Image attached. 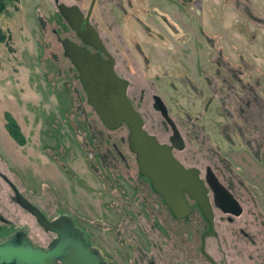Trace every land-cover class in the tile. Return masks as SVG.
<instances>
[{
  "label": "rangeland",
  "instance_id": "obj_1",
  "mask_svg": "<svg viewBox=\"0 0 264 264\" xmlns=\"http://www.w3.org/2000/svg\"><path fill=\"white\" fill-rule=\"evenodd\" d=\"M59 2L87 13L92 0ZM91 22L146 129L172 131L157 94L186 140L178 156L203 174L211 165L239 198L234 222L215 207L209 251L221 259L222 244L230 264H264V0H97ZM0 27V214L11 221L0 219V240L16 228L45 247L55 237L13 200L10 180L50 218L70 215L108 264H200L209 223L195 203L174 218L142 186L129 127L105 125L65 53L64 39L82 40L57 1L11 0Z\"/></svg>",
  "mask_w": 264,
  "mask_h": 264
},
{
  "label": "water",
  "instance_id": "obj_2",
  "mask_svg": "<svg viewBox=\"0 0 264 264\" xmlns=\"http://www.w3.org/2000/svg\"><path fill=\"white\" fill-rule=\"evenodd\" d=\"M56 1L58 9L79 36L87 44L105 51L110 57V60H105L100 53H93L71 39L63 40L66 54L79 69L89 102L95 107L105 125L110 129L118 128L124 123L129 126L130 147L138 154L143 174L152 179L154 188L163 195L176 216L186 217L193 210L184 194L186 192L197 201L214 226L213 205L207 193L208 189L199 175V169L184 166L174 156L171 146L159 143L145 128L142 114L129 97L128 80L115 71L114 58L90 21L97 0H92L86 16L78 4ZM156 107L168 119L173 131L178 133L179 129L163 102H159ZM175 139L180 137L176 136ZM207 179L216 194L217 206L240 215L243 208L239 201L210 169ZM11 185L15 190V200L32 212L47 231H53L58 236L45 249L34 245L25 231L18 230L8 238L0 240V264H107L101 250L91 246L82 229L75 225L69 215L49 220L13 182ZM220 193L226 196V201L218 198Z\"/></svg>",
  "mask_w": 264,
  "mask_h": 264
},
{
  "label": "flooded vegetation",
  "instance_id": "obj_3",
  "mask_svg": "<svg viewBox=\"0 0 264 264\" xmlns=\"http://www.w3.org/2000/svg\"><path fill=\"white\" fill-rule=\"evenodd\" d=\"M96 4V3H95ZM84 15L86 16L87 15V13H84ZM92 16V15H91ZM90 21H91V18H90ZM92 23V22H91ZM70 24V23H69ZM76 31V30H75ZM76 33H77V31H76ZM77 35L79 36V34L77 33ZM80 37V36H79ZM80 39L82 40V44L81 43H78L79 45H82V46H84V47H86L87 49H89L91 52H93V53H100L101 54V56L105 59V60H110V57H109V55L105 52V51H103L102 49H100V48H97V47H95V46H93V45H90V44H87L81 37H80ZM103 40V39H102ZM77 43V42H76ZM103 43H104V41H103ZM104 45H105V43H104ZM105 47H106V49L108 50V48H107V46L105 45ZM92 49H95V50H92ZM109 51V50H108ZM66 53V52H65ZM109 53L111 54V56L114 58V61H115V71L117 72V74H119L121 77H123V78H125V79H127L128 80V82H129V84H128V89H129V86H130V80L127 78V77H125L122 73H120V72H118L117 71V69H116V65H117V59L115 58V56H113V54L109 51ZM67 55V54H66ZM68 56V55H67ZM71 59V58H70ZM73 62V61H72ZM74 64V63H73ZM75 65V64H74ZM75 67H76V65H75ZM77 68V67H76ZM77 70H78V72H79V69L77 68ZM79 76H80V72H79ZM80 81H81V76H80ZM81 83H82V81H81ZM82 86H83V83H82ZM83 88H84V86H83ZM84 90H85V88H84ZM85 92H86V90H85ZM86 94H87V92H86ZM128 94H129V92H128ZM129 97H130V95H129ZM156 97H158V99H156ZM131 98V97H130ZM87 100H88V102H89V98H88V95H87ZM131 100H132V98H131ZM133 101V100H132ZM154 107H155V109L157 110V111H160L161 113H162V115H163V112L161 111V110H159L157 107H156V105H158L159 104V102H163V104L166 106V104H165V102L163 101V99L159 96V95H157V94H155L154 95ZM90 103V102H89ZM133 103H134V101H133ZM91 104V103H90ZM92 105V104H91ZM134 105H135V107L139 110V107H140V105H141V103H139L138 105H136L135 103H134ZM93 106V105H92ZM94 107V106H93ZM167 107V106H166ZM95 108V107H94ZM96 110V109H95ZM140 112V111H139ZM167 112H168V114H169V116L171 117V115H170V113H169V110H168V108H167ZM141 113V112H140ZM142 114V113H141ZM142 116H143V114H142ZM163 117L165 118V120H166V123L171 127V129H172V131L171 132H169V133H166L165 134V136L164 137H160V136H158L156 133H152V132H150L151 134H153L155 137H156V139L159 141V143H161V144H166V145H169V146H171L172 147V151H173V154H174V156L184 165V166H186V167H197L198 169H199V175H200V177H201V179L203 180V183L205 184V186L207 187V189H208V191H207V193H208V195H209V198H210V200H211V203H212V205H213V222H214V226L212 225V223H211V221L208 219V217L204 214V212L202 211V209H201V207L199 206V204L197 203V201L195 200V199H193L191 196H189L186 192H184V194H185V196H186V198L188 199V201L191 203V205H192V203H195L196 205H198L199 206V208L201 209V211H202V214H203V216H204V218L207 220V222L209 223V225H210V227H209V229L204 233V236H203V241H202V244L200 245V251H201V254L203 255V257L205 258V259H203L202 261H199V263L200 264H230V261L227 259V255H225L224 257H223V255H224V251H223V245L222 244H218V247L220 248V251L221 252H223V254H222V258L221 259H217L216 258V256L213 254V253H211L210 251H209V245L207 244V237H209V236H214V237H216V238H219V235H218V233H217V230H216V222H215V220H216V211H215V207L216 208H218L219 210H221L224 214H226L227 215V219L230 221V222H234L235 221V217H237V216H240V215H236V214H234V213H232V212H229V211H225L222 207H219V206H217V204L215 203L216 201H215V199H216V194H215V192L213 191V189H212V187H211V185H210V183H209V181H208V179H207V175H208V172H209V169L211 170V172H213L216 176H217V178L219 179V181L221 182V184L223 185V186H225L230 192H231V194L234 196V198L235 199H237V201H239V203H240V205L242 206V204H241V202H240V200H239V198L235 195V193L232 191V189H231V187L229 186V185H226L223 181H221V179L219 178V176L216 174V172H215V170L212 168V166L211 165H208L207 167H206V171H205V174H203V172H202V170H201V168L200 167H198V166H196V165H187L186 164V162L180 157V156H178V154L176 153L177 151H179V152H182V151H184V149L186 148V140H185V138H184V136H183V134L181 133V131L179 130V132L177 133V132H175V131H173V127H172V125L170 124V122L168 121V119L163 115ZM143 118H144V116H143ZM171 119H172V121L175 123V125L177 126V124H176V122L173 120V118L171 117ZM144 120H145V118H144ZM123 125H127L126 123H124ZM128 126V125H127ZM129 127V126H128ZM146 128V127H145ZM177 128H178V126H177ZM179 129V128H178ZM130 130V129H129ZM129 135H130V133H129ZM176 136H179L180 137V139H175L174 140V137H176ZM129 145H130V141H129ZM182 147V148H181ZM131 148V147H130ZM132 150V149H131ZM133 151V150H132ZM135 154H136V157H137V162H138V166H139V176H140V183L142 184V186L144 185V183L148 186V184H149V187L151 188V190H152V192L156 195V199L158 200L159 199V197H161L162 198V200H163V202L167 205V207L169 208V210H170V213L172 214V216L174 217V218H178V219H183V218H188V216L193 212V210H192V212L188 215V216H186V217H178V216H176L175 215V213L172 211V209H171V207L166 203V201H165V199H164V197H163V195L159 192V191H157L155 188H154V186H153V182H152V179L149 177V176H147V175H145V174H143V172H142V170H141V167H140V164H139V159H138V154L135 152V151H133ZM144 177H146L147 178V181H145L144 180ZM139 182V181H138ZM9 183L11 184V182L9 181ZM12 186V185H11ZM14 190V189H13ZM14 192H15V190H14ZM15 196H16V194H15ZM15 196H13V200L14 201H16L15 200ZM218 198L219 199H222V201H226V196L224 195V194H222V193H220V196H218ZM28 199V198H27ZM29 200V199H28ZM30 201V200H29ZM17 202V201H16ZM31 203H33L32 201H30ZM34 204V203H33ZM35 206H37L36 204H34ZM22 206V205H21ZM23 207V206H22ZM38 207V206H37ZM193 207V206H192ZM226 207H229L228 205H226ZM24 208V207H23ZM39 208V207H38ZM242 208H243V206H242ZM26 209V208H25ZM40 209V208H39ZM27 210V209H26ZM41 210V209H40ZM244 210V209H243ZM28 212H30L29 210H27ZM42 211V210H41ZM43 212V214L49 219V220H54V219H56V218H58V217H60V216H63V215H68V214H60V215H58V216H56V217H54V218H50L46 213H45V211H42ZM35 218H36V216L32 213V212H30ZM70 216V215H69ZM71 217V216H70ZM72 218V217H71ZM0 219L1 220H3L4 222H6V223H8V224H10L11 223V221L9 220V219H7V218H5V217H3L1 214H0ZM73 219V218H72ZM36 220H37V218H36ZM74 221V220H73ZM37 222H38V220H37ZM39 223V222H38ZM40 224V223H39ZM41 225V224H40ZM76 225V224H75ZM42 226V225H41ZM77 226V225H76ZM43 227V226H42ZM78 227V226H77ZM44 228V227H43ZM45 229V228H44ZM18 230H23V231H25L26 233H27V236L30 238V240L33 242V244L34 245H36V246H41V247H43V248H45V249H47L48 248V245L54 240V239H56L57 238V234L55 233V232H53V231H49V232H53V233H55V237H53V239L48 243V245L45 247V246H43L42 244H40V243H35V241L32 239V237H31V235H29V233L25 230V229H23V228H16V229H14L13 231H12V234H14L15 232H17ZM46 230V229H45ZM47 231V230H46ZM83 231V230H82ZM84 232V231H83ZM242 232H244V231H242ZM11 234V235H12ZM84 234H85V232H84ZM11 235H9V236H11ZM246 235H247V233H246ZM8 236V237H9ZM85 236H86V234H85ZM8 237H5V238H8ZM4 238V239H5ZM86 238H87V236H86ZM1 240H3V239H1ZM87 240L89 241V239L87 238ZM90 242V241H89ZM90 244H91V246H93V247H96V246H94L91 242H90ZM98 248V247H97ZM99 249V248H98ZM102 252V251H101ZM104 256V255H103ZM105 258V257H104ZM106 260V259H105ZM107 261V260H106ZM152 262V264H159V263H157V261H155V260H152L151 261ZM107 264H108V262H107Z\"/></svg>",
  "mask_w": 264,
  "mask_h": 264
},
{
  "label": "trees",
  "instance_id": "obj_4",
  "mask_svg": "<svg viewBox=\"0 0 264 264\" xmlns=\"http://www.w3.org/2000/svg\"><path fill=\"white\" fill-rule=\"evenodd\" d=\"M11 0H0V14L3 13L7 7V4L10 3ZM6 39V34L4 33L3 29L0 27V44L4 42ZM7 117V128L9 129L11 135L17 139L21 144L25 143V138L21 133L20 126L18 125L17 121L14 117L10 114H6Z\"/></svg>",
  "mask_w": 264,
  "mask_h": 264
},
{
  "label": "bare ground",
  "instance_id": "obj_5",
  "mask_svg": "<svg viewBox=\"0 0 264 264\" xmlns=\"http://www.w3.org/2000/svg\"><path fill=\"white\" fill-rule=\"evenodd\" d=\"M192 220V219H191ZM201 222V221H200ZM200 222H198V223H200Z\"/></svg>",
  "mask_w": 264,
  "mask_h": 264
},
{
  "label": "crops",
  "instance_id": "obj_6",
  "mask_svg": "<svg viewBox=\"0 0 264 264\" xmlns=\"http://www.w3.org/2000/svg\"><path fill=\"white\" fill-rule=\"evenodd\" d=\"M207 10V9H206Z\"/></svg>",
  "mask_w": 264,
  "mask_h": 264
}]
</instances>
